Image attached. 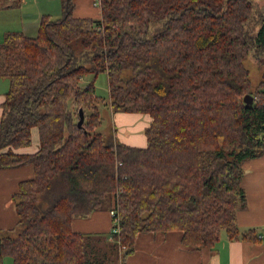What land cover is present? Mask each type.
Listing matches in <instances>:
<instances>
[{
    "label": "trees",
    "instance_id": "trees-1",
    "mask_svg": "<svg viewBox=\"0 0 264 264\" xmlns=\"http://www.w3.org/2000/svg\"><path fill=\"white\" fill-rule=\"evenodd\" d=\"M97 3L92 18L60 0L61 15L41 14L35 36L9 30L0 42V168H32L12 193L17 219L0 229V264L6 255L13 264H123L147 231H179L193 250L213 249L222 231L255 238L235 214L246 200L242 161L264 150V68L251 89L244 63L251 51L264 66V13L249 33L252 0ZM100 72L112 110L151 117L145 146L97 130ZM33 127L38 149L16 152ZM99 209L118 216L114 243L71 226Z\"/></svg>",
    "mask_w": 264,
    "mask_h": 264
},
{
    "label": "crops",
    "instance_id": "crops-1",
    "mask_svg": "<svg viewBox=\"0 0 264 264\" xmlns=\"http://www.w3.org/2000/svg\"><path fill=\"white\" fill-rule=\"evenodd\" d=\"M8 1L1 0L0 7L15 5V0H11L12 3ZM73 2L75 16L84 17L93 13L98 14L97 17L100 15V7L95 0H73ZM263 2L260 4L263 5ZM43 12L48 13V10L39 8L38 12L36 14L32 12V15L39 20ZM259 13L262 14L261 11ZM23 31L25 32L26 28H23ZM90 78L91 76L84 80L85 83ZM4 79L0 77V104L8 87V80L4 81ZM108 101L109 98L104 107L109 114L108 126L112 127L114 138L129 145L145 146L144 129L151 117L142 112L114 111ZM103 127L106 128L107 125ZM38 145L37 128L33 127L30 144L18 147L15 151L32 153L38 149ZM241 166L244 171L241 184L246 200L243 206L237 207L235 220L240 232L253 229L257 234L255 238L229 239L225 231H222L213 249L193 250L181 243L179 231L140 232L136 236L133 251L125 257L123 264H264V150L257 157L243 160ZM31 175L32 168L28 165L0 168V229L11 228L16 223V211L11 196L19 180ZM112 224V215L108 209H99L89 216L74 217L71 220L72 228L82 232L108 234Z\"/></svg>",
    "mask_w": 264,
    "mask_h": 264
},
{
    "label": "rangeland",
    "instance_id": "rangeland-1",
    "mask_svg": "<svg viewBox=\"0 0 264 264\" xmlns=\"http://www.w3.org/2000/svg\"><path fill=\"white\" fill-rule=\"evenodd\" d=\"M1 1V0H0ZM15 5L0 7V42L3 40L4 34L9 30H21L26 28L24 32L28 36H35L37 33L38 27V17H34L32 12L36 14L39 8L42 10H48V14L52 19H56L61 15V6L60 0H15ZM4 2V0H2ZM12 3L11 0L8 1ZM97 3V0H95ZM253 2V11L252 16L246 23L249 33H255L258 23L259 12L264 13V4H260L263 0H252ZM264 3V2H263ZM50 12V13H49ZM47 13V12H43ZM96 13L90 14L92 18H97ZM40 18V17H39ZM23 22V24H22ZM29 29H31L29 31ZM245 66L249 69V76L251 80V89L256 87V84L261 78V73L264 66L260 65L258 60L254 58V55L251 51L248 53L244 59ZM91 76L90 73H87L83 76V79L80 80V83L85 84L86 79ZM7 80V79H6ZM4 79V81H6ZM96 93L100 96L101 100H98V106L101 113V124L97 127V130H101L103 133H109L112 130V127H109V114L105 111L104 105L107 103L108 99V85L106 79V73H98L95 81ZM107 125L106 128L103 125ZM103 127V128H102ZM13 234V233H11ZM110 243H114L112 238L106 239ZM106 248V247H105ZM120 254V252H119ZM119 256V255H118ZM120 258V257H119ZM3 264H13L12 258L9 255L4 256ZM119 263V262H118Z\"/></svg>",
    "mask_w": 264,
    "mask_h": 264
},
{
    "label": "built area",
    "instance_id": "built-area-1",
    "mask_svg": "<svg viewBox=\"0 0 264 264\" xmlns=\"http://www.w3.org/2000/svg\"><path fill=\"white\" fill-rule=\"evenodd\" d=\"M109 211L110 214L112 215L113 224L111 229L109 230L108 238H112L113 240H116V235L119 231V227L117 226L119 219L118 216L113 217L114 211L112 209H110Z\"/></svg>",
    "mask_w": 264,
    "mask_h": 264
},
{
    "label": "water",
    "instance_id": "water-1",
    "mask_svg": "<svg viewBox=\"0 0 264 264\" xmlns=\"http://www.w3.org/2000/svg\"><path fill=\"white\" fill-rule=\"evenodd\" d=\"M244 101L247 103L251 102L252 101V96L250 94H246L244 95ZM79 120H78V125L81 124V121H82V112H81V109H79Z\"/></svg>",
    "mask_w": 264,
    "mask_h": 264
}]
</instances>
